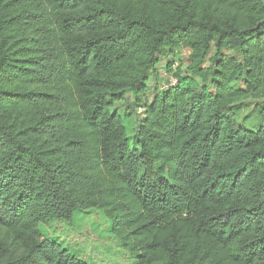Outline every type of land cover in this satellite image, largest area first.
<instances>
[{
	"label": "trees",
	"instance_id": "1",
	"mask_svg": "<svg viewBox=\"0 0 264 264\" xmlns=\"http://www.w3.org/2000/svg\"><path fill=\"white\" fill-rule=\"evenodd\" d=\"M263 19L261 0H0V264H92L42 226L95 210L134 264H264Z\"/></svg>",
	"mask_w": 264,
	"mask_h": 264
},
{
	"label": "rangeland",
	"instance_id": "2",
	"mask_svg": "<svg viewBox=\"0 0 264 264\" xmlns=\"http://www.w3.org/2000/svg\"><path fill=\"white\" fill-rule=\"evenodd\" d=\"M190 49L181 46L174 57L181 64L179 68L183 72L189 63ZM228 55H232L233 51H228ZM240 58V56H238ZM162 58L159 84H167V80L171 81L172 77L163 69L167 61ZM172 60V61H173ZM178 72V71H177ZM175 82V80H172ZM158 84V85H159ZM239 87H245V82L241 81L237 84ZM159 88V87H158ZM121 101L114 100V104L121 111H127L126 101L131 99L129 93ZM257 101L253 97L247 98L243 104V108L239 110L238 119H246L248 126L252 127L256 122V112L254 110ZM109 221L98 211L79 212L69 221H57L50 224H44L42 231L44 236L55 239L62 243L71 252L80 255L83 259L92 264H134L135 258L132 253L126 250L120 241L116 239L109 231Z\"/></svg>",
	"mask_w": 264,
	"mask_h": 264
},
{
	"label": "water",
	"instance_id": "3",
	"mask_svg": "<svg viewBox=\"0 0 264 264\" xmlns=\"http://www.w3.org/2000/svg\"><path fill=\"white\" fill-rule=\"evenodd\" d=\"M261 1H262L263 5H264V0H261ZM262 24H264V19L259 22V25H262Z\"/></svg>",
	"mask_w": 264,
	"mask_h": 264
}]
</instances>
